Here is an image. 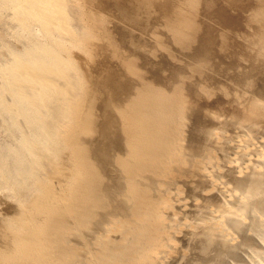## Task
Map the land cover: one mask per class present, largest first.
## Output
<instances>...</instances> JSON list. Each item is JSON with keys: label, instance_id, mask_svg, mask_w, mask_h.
Listing matches in <instances>:
<instances>
[{"label": "bare ground", "instance_id": "obj_1", "mask_svg": "<svg viewBox=\"0 0 264 264\" xmlns=\"http://www.w3.org/2000/svg\"><path fill=\"white\" fill-rule=\"evenodd\" d=\"M184 1L186 5L182 2L171 18L165 17L163 29L177 36L186 48L198 36V32L192 35L187 31L191 25L186 10L198 4ZM0 25L21 43L20 48L8 47L6 57L0 53V120L4 126L0 187L9 189L22 206L31 195L39 197L20 219L8 220L12 231L0 237V264H63L75 243L89 248L83 261L73 264H180L189 257L183 242L190 244L202 235L208 239L219 235L225 242L233 239L226 224L230 219L226 220L235 213V201L245 202V194H251V201L257 199L250 205L255 204L254 214L264 224V196L260 194L264 188V133L257 130L258 125L264 126V101L233 86L225 95L238 123L225 129L228 120L220 121L224 112L209 110L202 116L212 121L210 125L203 126L199 116L190 113L184 118L185 131L183 121L177 120V109L167 107L175 100L164 98L151 81L117 108L124 135L122 215L111 214L106 226L111 223L112 227L105 226L87 241L78 230L63 231L62 226L71 219L89 215L85 196L91 189L102 194L100 187L106 183L105 174L87 169L92 149L85 154L83 139L94 135L92 123L98 114L89 109L86 116L81 114L87 85L72 58L74 49L90 55L95 33L83 0H0ZM260 35L257 49L264 54V29ZM248 100L251 106L245 109ZM183 103L189 105V100ZM192 115L196 117L189 124ZM204 133L207 145H193L194 137L199 141ZM108 137L112 139L113 132L102 141L107 143ZM224 145L231 150L225 160L223 154L220 158ZM68 150L67 159L64 153ZM257 193L259 201L254 196ZM249 207H244L248 216ZM241 214L240 221L245 217ZM251 216L245 219L253 220L254 226L256 217ZM250 225L245 231L241 228L246 232ZM63 235H67L66 241L61 242ZM7 242H12L8 249Z\"/></svg>", "mask_w": 264, "mask_h": 264}, {"label": "rangeland", "instance_id": "obj_2", "mask_svg": "<svg viewBox=\"0 0 264 264\" xmlns=\"http://www.w3.org/2000/svg\"><path fill=\"white\" fill-rule=\"evenodd\" d=\"M189 1L198 5L190 11L186 6L191 25L187 31L192 35L198 32V36L195 39L192 38L191 44L185 48L179 43L177 36H172L166 29H163L165 17L171 18V14H175L174 12L181 8L184 0H83L95 35L90 40V55L74 49L72 58L87 85V102H84L85 109L81 114L86 116L87 109L90 113L98 114L92 123L94 135L84 137L83 148L86 149L85 154L92 149L88 153L91 159H88V172H92L95 168L96 175L105 174L103 178L106 183L105 187H100L101 191L98 190L102 194L97 195V189L96 191L91 189L89 196H85L88 210L90 208L89 215L81 216L77 220L73 218L67 225L62 226L61 229L67 234L78 230L80 237L87 241L104 229L109 223L111 214L122 215V187L124 186H122V138L124 135L121 124L122 115L118 112V107L122 106L126 100L130 101L139 88L149 87L150 82L154 81L159 91L166 95L164 98L170 100L172 96L175 100L173 103L171 100L167 103L163 97L162 100L167 103L169 110L177 109V120L183 121L185 131L187 125L184 118L190 113L199 116L203 126L210 125L212 121L202 116L203 112L208 113L209 110L217 109V112H224L225 115L220 121L228 120L229 126L225 129L238 123L237 117L230 114L233 112V107H230L231 104L225 95L233 86H238L252 97L256 95V99L264 101V54L257 49L260 33L264 29V13L262 16L259 14L264 12V0ZM8 47L20 48L21 43L0 25V53L4 57L7 56ZM185 99L189 100V105H184L183 100ZM244 103L246 105H242L245 109L248 108L247 105L251 106L249 100ZM195 115H192L189 124L193 123ZM229 115H231L230 118ZM233 118L236 122L231 120ZM3 127L0 120V135ZM257 127L258 131L264 133L263 124ZM106 131H108L107 134ZM111 132L114 137L112 139L108 137L107 143L102 141ZM104 133L106 135H103ZM202 136L201 141L196 142L194 137L193 142L191 141L193 145H207V139H205L207 134L204 133ZM225 146L221 147V151H225L224 149L226 151H220V158L223 154L221 158L223 160L228 157V154L229 157L231 155V150ZM64 155L68 159L70 150ZM261 190L264 191V188ZM263 191L258 193L264 196ZM252 192L256 194L255 190ZM245 193L248 194V192ZM258 193L254 196L259 198V201L261 197H258L260 195ZM249 195L251 194L247 197L245 194V202L234 200L237 207L233 206L234 201H232L233 204L230 203L234 208H238L237 210L235 208L237 214L233 213V216L230 214L226 220V222L229 219L232 221V223L228 221L232 225L228 222L226 224L230 228V233H233L235 237L233 236L230 242L226 241L227 243L226 239L218 237L219 235H214L211 239L204 235L198 236L194 238L195 240L191 239L188 245L183 242L189 257L183 259L180 264H264V227L263 229L260 227L264 224L258 221V216L254 214L257 212L254 208L255 204L250 205L254 200L257 202V199L253 197L255 199L251 201L252 196L249 198ZM38 199V194H33L27 200L26 206H22L12 197L9 189L0 187V237L6 231H12L8 220L15 217L20 219L29 209L28 207L35 206ZM237 202H243L245 206ZM248 204L253 208H250ZM80 207L77 208L81 210ZM244 207L251 209V214H249V216L253 215L251 219L256 217L254 220L256 229H254L253 220L250 222V219H245L246 216L249 218V212L246 214L248 209ZM239 214L243 217L245 215L244 220L240 221ZM234 215L237 216L235 220L232 219ZM237 219L240 223L245 222L246 226L239 224ZM82 222L86 225L80 226ZM249 225L250 228L244 232ZM107 226L110 227L111 223ZM234 228L237 230L234 231ZM251 228L254 232L250 230ZM253 234H256V237ZM66 236L63 235L61 242L66 241ZM236 236L239 238L237 239ZM215 243L217 244L213 245ZM6 244L8 245L6 249H8L12 242ZM203 244L206 246L208 244L207 248H204L206 246ZM225 245L229 248H225ZM87 247L88 245L83 243L71 244L68 255H65L62 260L63 264L83 261ZM202 248L206 252L201 250ZM225 251L228 253L231 251V253L227 255ZM142 258L145 259V257ZM118 263L122 264V262Z\"/></svg>", "mask_w": 264, "mask_h": 264}]
</instances>
